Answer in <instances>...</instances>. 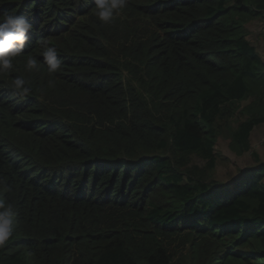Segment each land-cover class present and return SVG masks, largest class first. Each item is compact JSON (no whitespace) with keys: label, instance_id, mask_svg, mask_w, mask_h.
<instances>
[{"label":"trees","instance_id":"1","mask_svg":"<svg viewBox=\"0 0 264 264\" xmlns=\"http://www.w3.org/2000/svg\"><path fill=\"white\" fill-rule=\"evenodd\" d=\"M94 11L0 0L32 25L0 73V199L18 212L0 264H264V161L212 177L218 137L242 154L264 122L246 27L264 0H128L110 24Z\"/></svg>","mask_w":264,"mask_h":264},{"label":"clouds","instance_id":"2","mask_svg":"<svg viewBox=\"0 0 264 264\" xmlns=\"http://www.w3.org/2000/svg\"><path fill=\"white\" fill-rule=\"evenodd\" d=\"M95 11L94 16L101 24H110L128 7V0H92ZM32 25L24 15L15 12H7L0 17V73H8L13 70L14 58L20 56L29 40ZM43 49V63L47 66L49 74H55L62 70V60L58 58V50L55 46H49V42L39 41ZM25 69L29 72L38 69V61L34 56L26 59ZM27 81L22 77H16L11 84L13 93L22 99H27L31 89L26 86ZM4 191H9L10 186L0 180ZM18 212L11 203L0 199V249L4 248L12 237L16 228Z\"/></svg>","mask_w":264,"mask_h":264},{"label":"rangeland","instance_id":"3","mask_svg":"<svg viewBox=\"0 0 264 264\" xmlns=\"http://www.w3.org/2000/svg\"><path fill=\"white\" fill-rule=\"evenodd\" d=\"M247 38L255 45L264 59V20L256 18L246 24ZM217 161L212 177L227 181L239 173V169L264 161V122L255 126L250 134V148L242 154L236 153L230 146V139L222 133L216 142Z\"/></svg>","mask_w":264,"mask_h":264}]
</instances>
